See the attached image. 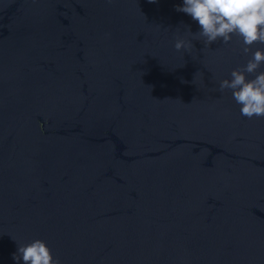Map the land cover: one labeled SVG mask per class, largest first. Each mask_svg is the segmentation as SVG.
<instances>
[{
    "label": "water",
    "instance_id": "1",
    "mask_svg": "<svg viewBox=\"0 0 264 264\" xmlns=\"http://www.w3.org/2000/svg\"><path fill=\"white\" fill-rule=\"evenodd\" d=\"M178 5L0 0V264H264V117L219 91L252 53Z\"/></svg>",
    "mask_w": 264,
    "mask_h": 264
},
{
    "label": "clouds",
    "instance_id": "2",
    "mask_svg": "<svg viewBox=\"0 0 264 264\" xmlns=\"http://www.w3.org/2000/svg\"><path fill=\"white\" fill-rule=\"evenodd\" d=\"M176 11L198 22L200 31L189 32L197 40L202 39L205 47L217 41L227 44L235 35L242 41L243 53H252L246 65L231 71V79L220 81L219 91L232 90L233 99L241 105L243 116L249 119L264 117V71H258L264 65V49L252 52L254 44H264V0H183V5H178ZM174 47L180 51L194 46L191 41L177 38ZM246 74L254 75V78L247 79ZM13 260L17 264L21 260L23 264H61L41 239L19 245Z\"/></svg>",
    "mask_w": 264,
    "mask_h": 264
}]
</instances>
